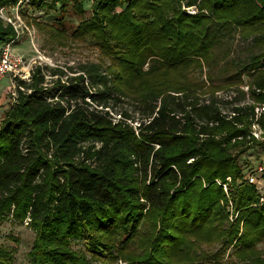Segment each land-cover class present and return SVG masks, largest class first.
<instances>
[{
	"label": "trees",
	"instance_id": "16d2710c",
	"mask_svg": "<svg viewBox=\"0 0 264 264\" xmlns=\"http://www.w3.org/2000/svg\"><path fill=\"white\" fill-rule=\"evenodd\" d=\"M70 1L83 15L81 0H0V11ZM91 2V18L52 38L92 41L110 64L52 86L39 67L30 82L16 78L0 121V221L35 231L31 264H91L75 241L100 264H264V203L246 181L247 155L264 150V55L247 65L250 102L229 113L215 98L222 87L208 102L191 88L222 26L264 47V0ZM18 34L0 17V52ZM124 99L148 111L137 126L110 113ZM216 245L227 261L204 249ZM12 261L0 246V264Z\"/></svg>",
	"mask_w": 264,
	"mask_h": 264
},
{
	"label": "rangeland",
	"instance_id": "374dc122",
	"mask_svg": "<svg viewBox=\"0 0 264 264\" xmlns=\"http://www.w3.org/2000/svg\"><path fill=\"white\" fill-rule=\"evenodd\" d=\"M52 1L46 0L48 4ZM81 3L84 10L83 15L75 11L72 1L69 2L66 10L61 9L59 3L55 5V8L39 9L30 5L29 2H24L16 7V10L8 13L21 35V40L14 44L12 49L23 63L18 68L17 74L7 76L0 83V121L17 94L16 78L30 82L32 71L37 67L45 74V86H52L58 79L66 81L70 76L81 74L83 67L96 65L103 72L104 68L99 65L100 62L110 64V61L103 56L92 41L68 40L66 42L52 38L53 31L67 30L70 35L82 21L91 18V0H81ZM185 4L186 2H182V8L187 13H197L195 7H185ZM217 36L214 48L215 61L212 66L205 65L201 72L193 76L194 84L198 87L191 88L193 93L200 94L202 102H208L211 99L209 95L213 93V88L222 87L216 91L215 98L218 106L225 113H229L235 104L250 102L248 99L249 85L254 74L248 70L247 65L254 57L264 55V47L255 45L254 38L242 39L239 30L232 25L222 26ZM61 42H64V45ZM177 101L173 104L175 105ZM109 110L116 118H119V114L122 113L130 114L135 126L146 119L148 114L147 109L132 99H124L121 102L111 101ZM253 131L258 135L261 133L257 126L253 127ZM247 158L252 168L259 163H264V150L260 157L251 151ZM242 163H246V159ZM35 235V231L27 222L0 221V246L13 255L12 264H31L29 253L33 248ZM72 247L85 254L91 264H100V261L92 259L91 255L86 252L82 241H75ZM258 248L264 252V243ZM204 249L211 256L224 257L225 261L230 254V250L226 251L221 245L210 249L204 247ZM262 258L264 259V253Z\"/></svg>",
	"mask_w": 264,
	"mask_h": 264
},
{
	"label": "built area",
	"instance_id": "2783aa9c",
	"mask_svg": "<svg viewBox=\"0 0 264 264\" xmlns=\"http://www.w3.org/2000/svg\"><path fill=\"white\" fill-rule=\"evenodd\" d=\"M0 17L14 25L12 19L4 15L3 11H0ZM15 41L16 40L8 42L1 49L0 83L7 76L17 74L18 68L21 67V64L23 63L22 59L17 57L13 52L12 46L16 43ZM255 135L257 138H260L261 133L260 135L255 133ZM246 181L256 188L260 196V204L264 203V163H259L257 166L248 169L246 172Z\"/></svg>",
	"mask_w": 264,
	"mask_h": 264
}]
</instances>
